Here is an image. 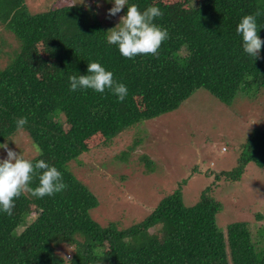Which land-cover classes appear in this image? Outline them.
I'll use <instances>...</instances> for the list:
<instances>
[{"label":"trees","instance_id":"1","mask_svg":"<svg viewBox=\"0 0 264 264\" xmlns=\"http://www.w3.org/2000/svg\"><path fill=\"white\" fill-rule=\"evenodd\" d=\"M101 1L109 7L112 0ZM128 3L141 11L156 6L163 12L154 22L167 29L170 38L158 58H124L116 45L107 43L110 26L99 19L95 7L87 8L82 1L60 0L33 12L25 0H0V23L20 47L44 42L53 62L52 70L41 75L18 55L0 65V142L17 131V118L27 117L24 128L43 153L30 159L55 166L68 185L42 199L23 193L14 201L11 216L0 212V264H264L245 220L219 224L223 201L216 195L220 182L240 180L249 161L264 167L262 126L233 146L236 163L211 174L193 204H185L186 179H180L126 226L117 220L101 223L92 216L98 197L70 170L71 160L178 108L201 87L225 104H231L239 91L264 90V45L255 59L243 51L236 32L243 16L259 10L257 34L264 40V0ZM126 12L127 7L116 15L118 23ZM6 42L3 35L0 44ZM93 61L126 85L123 102L107 89L69 90V77L87 75ZM95 134L103 139L90 147L88 139ZM140 139L135 138L120 158L126 160ZM141 159L152 162L147 155ZM30 186H38L35 177Z\"/></svg>","mask_w":264,"mask_h":264},{"label":"rangeland","instance_id":"2","mask_svg":"<svg viewBox=\"0 0 264 264\" xmlns=\"http://www.w3.org/2000/svg\"><path fill=\"white\" fill-rule=\"evenodd\" d=\"M25 1L33 12L60 2ZM76 1H82L87 8L95 7L99 19L110 29L117 25L118 17L107 15L108 9L113 7L112 1L109 7L101 0ZM3 35L8 44H0V65H4L9 57L18 55L40 75L52 70L53 62L45 51L44 42L23 49L5 24L0 23V39ZM255 126L264 128V90L239 91L231 104H225L201 87L178 108L135 125L116 136L109 145L95 147L103 137L100 134L91 136L88 145L95 148L83 152L68 165L98 197V205L91 210L92 216L101 223L117 220L126 226L140 219L148 206L170 191L180 179H186L182 187L185 204H193L201 189L211 181V174L236 163L234 147ZM138 137L141 139L128 158H120L121 152ZM5 143L26 159L40 152L25 128L0 142ZM6 155V151L0 148V160ZM144 155L152 162H143L141 157ZM216 195L223 201L219 224L225 227L229 221L245 220L259 247V255L263 256L264 167L249 161L240 180L220 182ZM34 215L28 220L31 221Z\"/></svg>","mask_w":264,"mask_h":264},{"label":"clouds","instance_id":"3","mask_svg":"<svg viewBox=\"0 0 264 264\" xmlns=\"http://www.w3.org/2000/svg\"><path fill=\"white\" fill-rule=\"evenodd\" d=\"M112 2L113 7L108 9L107 13L109 17L116 16L125 7L127 12L120 16L119 23L114 28L107 31V43L116 45L119 53L126 59L131 60L138 55L158 58L162 44L170 38L168 30L154 22L156 18L163 16L161 9L148 6L141 11L136 4H129L128 0ZM260 15L259 10L254 15H245L236 27L237 34L242 37L243 51L255 59L260 58V50L264 45V40L257 34L256 17ZM87 72V75L69 77L70 91L91 89L104 93L107 89L118 101L125 100L128 89L125 84L114 79L111 71L93 61L88 63ZM27 122V117L17 118L15 121L17 131L23 130ZM0 148L7 153L6 158L0 160V212L11 216L15 208L14 201L23 193L42 199L67 189L68 185L64 182L62 173L55 166H50L42 159L35 162L26 159L22 154L8 148L7 143L0 144ZM34 177L38 180V186L35 188L30 186Z\"/></svg>","mask_w":264,"mask_h":264}]
</instances>
